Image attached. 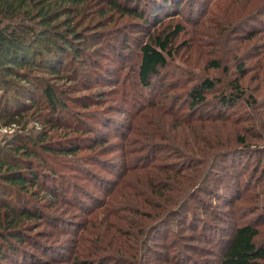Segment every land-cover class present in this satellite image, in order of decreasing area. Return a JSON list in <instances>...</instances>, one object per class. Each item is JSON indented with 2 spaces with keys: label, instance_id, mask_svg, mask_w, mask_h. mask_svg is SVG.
<instances>
[{
  "label": "rangeland",
  "instance_id": "obj_1",
  "mask_svg": "<svg viewBox=\"0 0 264 264\" xmlns=\"http://www.w3.org/2000/svg\"><path fill=\"white\" fill-rule=\"evenodd\" d=\"M122 2L130 7L139 4V0ZM163 3L143 0L141 8L165 21L162 11L169 7ZM176 3L180 0L171 2L170 9H175ZM263 3L264 0H185L180 6L184 15L172 21L181 23L184 31L173 41L168 68L150 89L135 84L139 59L136 46L145 40L141 35L146 33L133 31L131 23L123 27L120 42L113 39L92 44L94 57L90 63L99 62L98 69L83 66L79 70L82 76L75 80L74 68L78 63L73 67L68 63L71 71L63 78L39 75L66 103V111L58 113L62 122L55 140L74 138L83 149L77 155H62L52 164L41 165L45 173L56 176L57 182H70L67 193L64 188L59 191L67 199H44L40 206L44 205L45 218L30 231V239L24 245L25 257L16 255L2 264H69L62 262L68 261L63 257L66 253L73 259H103L104 264H219L216 238L225 242L236 227L259 217L262 222L257 241L264 243V67L253 66L259 58L248 61L251 73L244 79L248 94L256 102L223 107L220 111L230 118L205 121V135L199 140L187 131L183 117L188 112V86L206 77L228 83L229 76L222 70L206 67L212 59L232 67L238 62L234 58L237 54L247 57L264 51V15L258 14L260 8L264 13V6H260ZM251 29L259 34L248 40L246 32ZM107 37L114 38V34ZM125 39H130L133 49L122 55ZM199 43L200 48L196 46ZM223 89L219 87V91L210 93L211 103L217 101L215 97ZM35 99L46 102L41 90ZM171 102L175 118L167 115ZM220 107L212 104L208 111ZM244 118L256 125L247 133L248 146L236 140L243 132L237 120ZM28 127L38 131L41 124L30 123ZM16 129L17 126L1 125L0 143ZM90 135L104 138V144L96 143L97 147L91 150V145L85 144ZM121 137L126 147L114 151L111 144L122 140ZM205 140L209 142L199 145V150L196 145L188 147V142ZM209 144L215 145L208 149ZM221 148L233 150L230 157L217 161L216 175L206 182L197 201L192 199L182 212L169 218L166 226L153 228L160 217L157 214L171 207L191 185L188 181L182 184L181 178L189 176L191 161L195 157L208 161ZM190 152L196 156L189 155ZM7 198L17 202L13 196ZM56 220L70 221L71 229H79V234L74 237L73 230L71 234L59 232Z\"/></svg>",
  "mask_w": 264,
  "mask_h": 264
},
{
  "label": "trees",
  "instance_id": "obj_2",
  "mask_svg": "<svg viewBox=\"0 0 264 264\" xmlns=\"http://www.w3.org/2000/svg\"><path fill=\"white\" fill-rule=\"evenodd\" d=\"M142 1L139 0L137 6L130 7L122 0H0V126H17L16 132L0 143V264L16 255L25 257L27 250L24 245L30 239V231L37 226V222L45 218L42 215L45 212L44 205L40 206L44 199L51 202L67 199L63 193L60 196L59 191L64 188V193H67L66 189L71 188L70 182L67 180L65 183L57 182L56 176L45 173L41 165L44 167L47 162L52 164V160L62 155H77L83 149L80 143L74 142V138L55 140V132L60 129L59 124L62 122L58 113L66 111V103L61 100L60 94L53 86L43 81L39 75L45 73L63 78L71 71L68 63H71L72 67L78 63L75 70L73 69L75 80L82 76L79 70L83 66L91 65L98 69L99 62L90 63L94 57V50H90L92 44L100 45L98 42L100 40L110 42L113 39L120 42L123 27L131 23L133 31L146 33L141 35L145 36L142 38L145 40L139 41L136 46L139 59L135 84L150 89L159 80L162 71L168 68L169 59L174 51L173 41L184 31L181 23L174 24L172 21L184 15L180 6L185 0L176 3L175 9H170L171 2L175 0H163L165 6L169 7L162 11L165 21L149 14L144 7L141 8ZM260 6L263 7L264 3ZM262 11L261 8L258 10L261 16L264 15ZM174 12L177 13L172 14ZM129 19L131 20L127 22ZM118 21L125 22L121 24ZM111 22L115 23L114 27L110 26ZM150 26L154 27L153 30H146ZM113 34L114 38L107 37ZM246 34L249 35L247 39L252 40L259 33L256 29H251ZM129 40H124V50L120 51V54L123 55L127 49H133V44ZM199 45L200 43L196 46L200 48ZM95 51L98 53L99 50ZM249 55L244 57L237 54L234 58L238 62L232 67L217 58L206 65L207 68L222 70L225 76H229L228 83L224 84L222 80L206 77L188 86L185 92L188 112L184 113L183 117L186 119L185 128L195 134L194 139L204 138L202 135H205V132H202V127L206 125L205 121L230 118L226 112L220 111L223 107L233 108L242 102L250 105L253 104L250 101L256 102V98L248 94L244 79L251 73L249 69L252 66L248 64L250 59L259 58L253 66L258 69L264 67V51ZM219 87L224 89L215 97L217 101L211 103L210 93L219 91ZM39 90L46 97V102L36 101L35 97ZM28 100L29 104L24 102ZM212 104L221 107L210 112L208 109ZM169 107L167 115L176 116L173 111L174 103L171 102ZM37 122L41 124L38 131L36 128L29 129L30 123L36 125ZM237 123L243 132L236 140L238 144L248 146L247 133L256 125L245 118L238 119ZM90 136L92 137H88L85 144L91 145V150L97 147L96 143L104 144L102 142L104 138ZM89 139L93 140L92 144L88 142ZM121 139L123 140V137ZM122 140L111 144L115 147L114 151L126 147ZM208 142L209 140L192 144L188 142V147L194 145L195 148L196 145L199 150V145ZM214 145L209 144L208 149ZM231 150L233 149L221 148L208 161L203 157H195L196 154L190 152L189 155L195 157L190 163L191 172L189 176L185 174L181 178L182 184L188 181L191 185L183 190L171 207L157 214L160 217L156 218L153 228L156 227L158 230L161 226H166L169 218L182 212L192 199L197 201V196L203 192L206 182L216 175L215 167H219L217 161L222 157H230ZM49 167L53 169V166ZM174 186L173 181L172 192ZM178 187L181 189V186ZM179 191L177 190V193ZM8 196H13L17 202L8 201ZM50 201L49 204H52ZM89 211L90 209H86V212ZM261 222L262 218L259 217L255 221L239 225L225 242L219 237L216 238L215 241L220 247L219 264L264 262V243L259 244L257 241L260 234L258 226ZM70 223L56 220L55 227H58L59 232L71 234L73 225ZM72 234L76 237L79 229L73 230ZM63 257L68 260H63V263L104 264L103 259H73L69 253Z\"/></svg>",
  "mask_w": 264,
  "mask_h": 264
}]
</instances>
